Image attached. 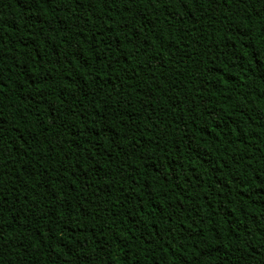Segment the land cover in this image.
<instances>
[{"label":"trees","instance_id":"obj_1","mask_svg":"<svg viewBox=\"0 0 264 264\" xmlns=\"http://www.w3.org/2000/svg\"><path fill=\"white\" fill-rule=\"evenodd\" d=\"M0 264H264V0H0Z\"/></svg>","mask_w":264,"mask_h":264}]
</instances>
